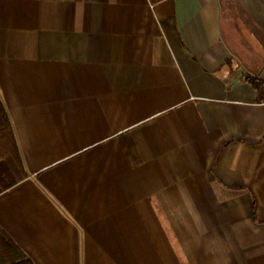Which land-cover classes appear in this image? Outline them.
<instances>
[{
  "label": "crops",
  "instance_id": "0c3cea01",
  "mask_svg": "<svg viewBox=\"0 0 264 264\" xmlns=\"http://www.w3.org/2000/svg\"><path fill=\"white\" fill-rule=\"evenodd\" d=\"M264 0H0L33 264H264Z\"/></svg>",
  "mask_w": 264,
  "mask_h": 264
},
{
  "label": "trees",
  "instance_id": "16d2710c",
  "mask_svg": "<svg viewBox=\"0 0 264 264\" xmlns=\"http://www.w3.org/2000/svg\"><path fill=\"white\" fill-rule=\"evenodd\" d=\"M257 93V101L264 102V81L245 74ZM27 176L14 129L7 110L0 98V193ZM0 264H33L0 227Z\"/></svg>",
  "mask_w": 264,
  "mask_h": 264
}]
</instances>
